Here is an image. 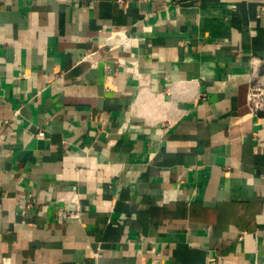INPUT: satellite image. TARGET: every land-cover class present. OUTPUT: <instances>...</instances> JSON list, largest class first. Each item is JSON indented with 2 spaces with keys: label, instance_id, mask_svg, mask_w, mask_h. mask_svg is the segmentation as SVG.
Masks as SVG:
<instances>
[{
  "label": "crops",
  "instance_id": "0c3cea01",
  "mask_svg": "<svg viewBox=\"0 0 264 264\" xmlns=\"http://www.w3.org/2000/svg\"><path fill=\"white\" fill-rule=\"evenodd\" d=\"M263 70L264 0H0V264H264Z\"/></svg>",
  "mask_w": 264,
  "mask_h": 264
},
{
  "label": "rangeland",
  "instance_id": "374dc122",
  "mask_svg": "<svg viewBox=\"0 0 264 264\" xmlns=\"http://www.w3.org/2000/svg\"><path fill=\"white\" fill-rule=\"evenodd\" d=\"M251 89V108L257 109L256 112L264 113V70L262 73L256 74Z\"/></svg>",
  "mask_w": 264,
  "mask_h": 264
},
{
  "label": "built area",
  "instance_id": "2783aa9c",
  "mask_svg": "<svg viewBox=\"0 0 264 264\" xmlns=\"http://www.w3.org/2000/svg\"><path fill=\"white\" fill-rule=\"evenodd\" d=\"M124 39V38H123ZM252 86V85H251ZM251 92H252V89L251 87L249 88V93H248V100L250 102L251 100ZM257 109L253 110L254 112H256ZM44 135V130L42 129H37L36 132H35V137H42ZM23 212V211H22Z\"/></svg>",
  "mask_w": 264,
  "mask_h": 264
}]
</instances>
